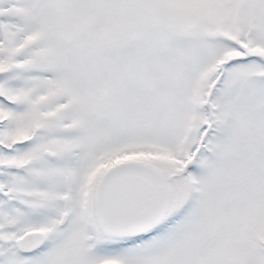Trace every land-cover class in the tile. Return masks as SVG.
Segmentation results:
<instances>
[{
	"label": "snow or ice",
	"instance_id": "snow-or-ice-1",
	"mask_svg": "<svg viewBox=\"0 0 264 264\" xmlns=\"http://www.w3.org/2000/svg\"><path fill=\"white\" fill-rule=\"evenodd\" d=\"M0 264H264V0H0Z\"/></svg>",
	"mask_w": 264,
	"mask_h": 264
}]
</instances>
